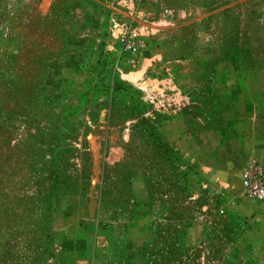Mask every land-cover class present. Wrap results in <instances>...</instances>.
<instances>
[{
	"label": "rangeland",
	"instance_id": "rangeland-1",
	"mask_svg": "<svg viewBox=\"0 0 264 264\" xmlns=\"http://www.w3.org/2000/svg\"><path fill=\"white\" fill-rule=\"evenodd\" d=\"M74 1L0 0V264H264V200L241 180L264 151L228 144L237 127L207 77L152 101L96 65L92 42L64 28ZM240 15L226 39L249 51ZM186 110L220 128L191 160L155 127Z\"/></svg>",
	"mask_w": 264,
	"mask_h": 264
},
{
	"label": "crops",
	"instance_id": "crops-1",
	"mask_svg": "<svg viewBox=\"0 0 264 264\" xmlns=\"http://www.w3.org/2000/svg\"><path fill=\"white\" fill-rule=\"evenodd\" d=\"M166 7L165 0H75L69 10L75 22L64 28L75 40L92 42L94 63L108 64L137 97L147 95L156 101L166 87L188 96L206 86V77L208 83L212 80L208 87L218 95L215 108L237 127L228 144L243 142L250 152L260 154L264 151V0H182ZM233 11L241 13L234 25H240L239 38L255 45L249 51L226 39L230 31L226 25L231 24L227 15ZM125 24L131 26L139 45L133 58L119 51ZM226 93L233 95L229 101L223 97ZM242 105H249L248 112L241 113ZM156 129L165 143L189 160L210 148L211 136L217 139L220 133L207 110L176 112ZM252 136L259 139L250 141ZM82 239L84 253L92 254L94 240Z\"/></svg>",
	"mask_w": 264,
	"mask_h": 264
},
{
	"label": "built area",
	"instance_id": "built-area-1",
	"mask_svg": "<svg viewBox=\"0 0 264 264\" xmlns=\"http://www.w3.org/2000/svg\"><path fill=\"white\" fill-rule=\"evenodd\" d=\"M119 41V51L134 57L139 50V45L132 38V28L129 24L124 25ZM242 186L249 197L264 200V167L253 162L245 167L241 174Z\"/></svg>",
	"mask_w": 264,
	"mask_h": 264
},
{
	"label": "trees",
	"instance_id": "trees-1",
	"mask_svg": "<svg viewBox=\"0 0 264 264\" xmlns=\"http://www.w3.org/2000/svg\"><path fill=\"white\" fill-rule=\"evenodd\" d=\"M164 118H166V117H164ZM163 118H161L160 120H158L157 122H156V128H157V124L162 120ZM157 130V129H156ZM158 136H159V134H158ZM160 137V136H159Z\"/></svg>",
	"mask_w": 264,
	"mask_h": 264
}]
</instances>
